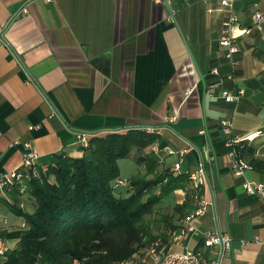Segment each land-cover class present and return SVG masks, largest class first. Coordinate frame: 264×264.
Here are the masks:
<instances>
[{
    "label": "crops",
    "instance_id": "crops-1",
    "mask_svg": "<svg viewBox=\"0 0 264 264\" xmlns=\"http://www.w3.org/2000/svg\"><path fill=\"white\" fill-rule=\"evenodd\" d=\"M25 4L28 12L18 14ZM257 9L264 0H233L238 28L249 32L235 28L231 64L219 42L220 0H0V175L20 168L29 149L42 168L56 154L81 157L75 131L155 126L148 134L158 138L142 153L140 172L150 178L180 160V173L190 176L201 164L200 198L211 202L197 230L169 248L207 256L202 238L227 233L224 264H264V195L236 191L245 180L264 185V23L253 25ZM240 89L236 102L221 96ZM224 119L251 165L243 176L230 169ZM5 195L0 190V201ZM184 199L177 189L163 203Z\"/></svg>",
    "mask_w": 264,
    "mask_h": 264
},
{
    "label": "trees",
    "instance_id": "trees-1",
    "mask_svg": "<svg viewBox=\"0 0 264 264\" xmlns=\"http://www.w3.org/2000/svg\"><path fill=\"white\" fill-rule=\"evenodd\" d=\"M157 138L135 127L107 132L93 136L81 157L56 154L44 171L36 165L39 173L25 181V192L13 187L5 192L10 201L2 199L25 220L22 228L0 230V237L16 240L6 252L8 259L17 264H112L155 242L168 247L176 219L196 208L201 187L189 174L168 170L150 178L131 175L126 194L117 187L118 160L134 151L135 160L142 161ZM235 151L242 156L238 147ZM177 189L184 191V201L160 212ZM26 204L31 210L24 209ZM152 222L161 223V230L153 231Z\"/></svg>",
    "mask_w": 264,
    "mask_h": 264
},
{
    "label": "built area",
    "instance_id": "built-area-1",
    "mask_svg": "<svg viewBox=\"0 0 264 264\" xmlns=\"http://www.w3.org/2000/svg\"><path fill=\"white\" fill-rule=\"evenodd\" d=\"M49 2L51 0H43ZM220 4L224 8L225 17L221 23V34L219 42L226 48L225 56L229 63L234 64L233 55L237 52L238 48L235 44V28L239 27V20L233 13V0H220ZM28 9L26 4L17 12L18 14H26ZM253 25L260 26L264 23V10H255L252 15ZM240 32H249L248 28H241ZM5 26L0 25V43L4 42L3 34ZM243 94V90H238L236 93L223 92L222 97L228 102H236ZM167 120H174V117H167ZM221 125L224 133L227 135L225 144L229 147V156L231 157L230 169L235 176H243L246 169L251 168V165L237 156L235 151V145L240 139L231 136V121L229 119L221 120ZM141 129L147 133H157L155 126L145 125L135 127ZM126 129L121 130H110V131H75V136L78 144L82 150L89 147L90 139L93 136L107 133V132H122ZM250 136H246L248 139ZM153 152L158 151V145L154 143L151 146ZM185 150H180V156ZM168 154H173V150L168 148ZM38 153L34 149H29L22 158L21 167L13 168L9 172L0 175V190L4 193L11 190L13 187L18 188L20 194L25 192L26 180L31 176H36L39 172L36 167ZM46 168H42L44 171ZM173 172L180 173V160L173 163ZM203 168L200 164L197 173L191 174L190 178L193 180L195 186H201L204 182L202 176ZM201 172V173H200ZM117 184H123L121 179L117 180ZM245 192L249 194H260L264 195V185L253 181L245 180L243 183ZM6 194V193H5ZM208 200L198 198L197 206L190 213L185 215L177 228L171 231L169 244L174 243L176 245H182L181 237L189 230L196 231V221L206 213L207 206L210 204ZM9 221L6 216L0 215V230H8ZM7 238L0 237V264H17L12 263L6 252L9 249L5 243ZM203 246L207 249V256H203L202 252L195 249H190L184 246L181 250H173L168 247H159L158 242L153 243L141 252H137L131 257L124 258L120 261H116L112 264H224V257L231 247V238L227 233H210L202 238ZM28 264V263H24Z\"/></svg>",
    "mask_w": 264,
    "mask_h": 264
},
{
    "label": "rangeland",
    "instance_id": "rangeland-1",
    "mask_svg": "<svg viewBox=\"0 0 264 264\" xmlns=\"http://www.w3.org/2000/svg\"><path fill=\"white\" fill-rule=\"evenodd\" d=\"M119 165V170H120V176L119 179H123V180H127L128 177H130L133 174L136 173H141V164L140 162H137L133 156H127L125 158H122L120 160H118L117 162ZM118 179V180H119ZM4 198L8 201H10V198L8 197V195H5ZM25 195H24V200L25 202H28L27 199H25ZM171 202L168 204H163L162 207H159L158 210H160V212H170L171 210ZM27 211L31 210V207L26 204V207L24 208ZM0 215L2 216H6L8 218L9 221V227L10 229H18V228H22L25 225V220H24V216L17 214L15 212H13L12 210H10L8 208V205L6 203H4L3 201H0ZM158 218V216H157ZM152 228L153 231H158L161 230L162 225L161 223L158 224V222H152ZM6 245L8 246V248L11 249L14 248L15 245V241L12 238H7L5 240Z\"/></svg>",
    "mask_w": 264,
    "mask_h": 264
},
{
    "label": "water",
    "instance_id": "water-1",
    "mask_svg": "<svg viewBox=\"0 0 264 264\" xmlns=\"http://www.w3.org/2000/svg\"><path fill=\"white\" fill-rule=\"evenodd\" d=\"M245 191V189H244V187H243V185L241 184V185H238V186H236V191Z\"/></svg>",
    "mask_w": 264,
    "mask_h": 264
}]
</instances>
